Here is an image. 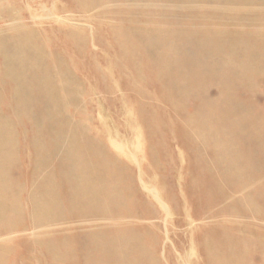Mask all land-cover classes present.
<instances>
[{
  "label": "bare ground",
  "instance_id": "bare-ground-1",
  "mask_svg": "<svg viewBox=\"0 0 264 264\" xmlns=\"http://www.w3.org/2000/svg\"><path fill=\"white\" fill-rule=\"evenodd\" d=\"M105 2L112 0H88L87 5L75 11L49 2L50 10L42 11L46 14L43 21L22 20L23 12L43 10L35 7L37 3L27 5L26 11L3 8L0 3V21H3L0 26V264H31L38 254L44 256L43 260L38 259L39 264H264V213L256 202V199L261 201L260 196L251 195L253 189L246 191L253 182L236 179L237 174L234 181L227 178L229 174L224 175L230 167L224 159L236 143L228 139L226 133L230 131L219 129L227 121L213 106L199 102L193 112L182 108L177 114L178 109L172 111L166 101L167 106L162 108L145 83L146 78L149 81L150 75H155L149 66L143 67L144 71L138 65L126 69L121 64L122 72L135 85L134 93L144 109L139 118L134 115L126 118L128 113L124 109L116 116H120L121 126L116 123L114 133L98 116L103 143L84 124L74 123L60 113L61 107L76 105L75 92L79 88L72 84L67 64L49 53L45 45L48 31L43 32V28L50 26L45 29L54 28L72 37L87 28H95L94 22L98 20L87 13ZM115 3H125L129 12L142 14L121 29L134 33L161 32L166 25L157 16L178 14L167 8L168 4L178 5L185 16L190 13L198 16L191 23L199 24L203 30L248 27L262 32L264 29L261 0H115ZM187 23L174 22L168 28L191 25L190 21ZM146 39L153 40V35ZM175 57L176 52L170 53L168 59ZM234 64H211L205 73L202 70L182 73L181 68L174 72L158 70L162 77L166 75L165 79L176 75H180L179 79L182 76L192 79L200 74L221 76L219 91L230 97L237 93L232 88V82L236 83L232 75L238 70ZM139 83H145L146 88ZM171 85L168 81V86ZM180 85V90L188 89L187 84ZM235 105V110L240 111L251 106L246 102ZM178 140L189 153V162ZM129 151L141 155L130 156ZM179 154L184 160L179 169L183 189L187 182L192 203L201 209L198 215L194 210L186 214L189 197L185 191H173L168 184L175 177ZM139 158L146 159L142 170L135 162ZM159 177L162 199L171 207L168 212L154 192V186L161 184ZM172 215L176 220L169 222ZM168 231L173 242L166 238Z\"/></svg>",
  "mask_w": 264,
  "mask_h": 264
},
{
  "label": "rangeland",
  "instance_id": "rangeland-1",
  "mask_svg": "<svg viewBox=\"0 0 264 264\" xmlns=\"http://www.w3.org/2000/svg\"><path fill=\"white\" fill-rule=\"evenodd\" d=\"M103 1L104 0H101V2ZM49 2L53 4L54 3L60 4V6L70 8V10L72 9L73 11L78 10L80 6L88 4V0H4L1 1L0 3L2 6H4L3 8L6 7H12L15 9L22 8L24 11H26L27 5L31 7L37 3L36 4L37 6L35 7H41L43 8V10L34 11L32 13L23 12L21 17L22 20L24 21H30V20L43 21L42 18L45 17L46 14H43L42 11H45L44 9L50 10L51 5ZM123 4L125 3H115V0L114 1L112 0V2L102 3V5H99L95 9L89 11L87 14L89 16H94L96 20L99 21V22L98 21L94 22L97 25V27L87 28L86 30H83L82 33H76L73 36L74 39L72 36H69L68 33L56 31L54 28H50V30L45 29L50 26L48 27L45 26L43 28V32L48 31L45 34L46 35L45 45L49 53H53L59 56L62 59V61H64L67 64L66 67L71 74V82L72 84L75 85L76 88H79V90L75 92L76 93L75 99L77 101L76 105L65 106V107L63 106L60 109V113L65 117L69 118L74 123L84 124L86 127L89 128L90 131L92 130L97 137L99 136L100 139L103 140V143H105V140L102 137L103 136V132L101 130L102 124L101 123L98 124V122L96 121V119L99 118L98 116H100V118H103L106 128L112 129L115 133V129L113 128V126H115L116 123H119V125L121 126L120 116L118 117L116 116L120 115V113L124 109L128 113L126 118L130 116L132 117L133 115L139 118V113L144 112L142 111L144 109L140 106L141 104L138 97L134 93L133 88H135V85H133V83H131V81L128 79L129 77L127 76L125 71L122 72L123 69L121 68L122 66L121 64H125L126 69H129V65H138L142 67L140 69L144 71L146 69L143 67L149 66V68L154 72L155 75L153 74L150 75L149 81L146 78L145 83L149 85V87L151 88V90L148 91L151 92L152 95L154 93L156 97L160 100L161 102L160 107L163 108L164 106H167L166 104L167 101L171 105V106L168 105L169 106L168 108H170L172 111L178 109L177 114L179 113V110L182 108H186V112L191 113L194 111L195 107L200 102V104L203 106L204 105L213 106L221 115H223L224 118H226L225 120L227 122H225L224 127H221L219 129H223L224 131L226 130L225 132L230 131L229 133L226 134L229 140H232L236 143L234 145L236 149H233L234 148L233 146L231 148L232 150L230 149L231 151L230 154L225 158L226 161L224 159L225 163L228 162L227 166L231 167V168L227 167V169L224 171V175L229 174L227 178L234 181L237 174L236 179H243L253 182V185L249 186L246 191L250 192L253 189L250 192V194L251 195L253 194L254 197L258 195L256 198L260 196L259 199L261 200L260 201L261 204L258 199H256V202L259 203L260 212L263 214L264 213V199H263L264 198V165L263 164L264 163L262 162H264V94H263L264 93V76H263L264 29H262V32L261 29L257 28L255 31V28H248V27L242 28L240 30L239 29H222L215 31L203 30V27L200 26L199 24L191 23V21L198 20L197 18L198 16H194V14L192 15L191 13L190 15L185 16L184 12L178 8V5L168 4L167 8L178 12V14L176 16L170 14L157 16L158 19H161L160 21L162 23L165 22L164 24L166 25L167 28L164 27L163 29H161L162 30L161 32L159 31L157 33L156 32L150 33V31L148 30L138 31V33L142 32L146 34V35L143 34L138 35L137 31L136 33H134L132 32L133 30L131 31L121 30L123 27L128 25L129 20L134 19L135 17L136 18L140 17L142 15V14L140 15L139 12L136 13L129 12V10H127L128 7ZM117 10L120 13L117 12ZM75 13L77 14V11ZM125 13L126 15H124ZM131 13L134 14L131 15ZM76 18L81 19L82 17H76ZM83 18L86 19V17ZM187 21L188 22L190 21L191 25L185 27H178V28L174 27L173 29L168 28V26L173 27L170 24L174 22H178V23L182 22L183 24H186ZM111 22L114 24H111ZM2 24L3 21H0V26ZM115 28L118 29L115 30ZM122 31L123 33H125V36L122 33ZM150 34L153 35V40L146 39V37L147 36L149 37ZM156 34L159 35L156 36ZM226 36H229V38H227ZM252 36H254L255 38ZM261 37H263V39ZM218 38L219 40H221L222 43H220ZM145 40H147V43L145 42ZM154 40L155 41L159 40V41L158 43H156ZM89 41L91 44L89 43ZM254 42L256 43V45L254 44ZM172 43L174 44L173 45L174 47L171 46ZM147 44L149 47L147 46ZM226 44L227 45L229 44L228 45L229 47L226 46ZM197 45L200 47H198ZM170 46L173 49V51L171 48H169ZM230 48H232L233 50ZM176 49H178V51ZM183 49L185 52L183 51ZM174 51L176 52L177 57L173 59L172 58L168 59L170 53L172 55L173 54L175 55ZM191 52L193 53V56ZM187 53L189 56H187ZM141 57L142 59H140ZM179 58H181V60ZM227 62L230 64L235 63L234 65L236 66L238 65L237 67L238 70L236 69L237 74L235 73L238 76H236L235 74L232 75L233 77H235V82H236L234 83L235 85L231 81L232 88L235 89L237 92L236 96L228 97V95H222V92L219 91L220 85L217 86L219 80H221L220 79L221 76H217V77L216 75L203 76L200 74V76L198 75L196 78H192V79L183 78L184 76H182V78L179 79L180 75H176L172 77L169 76L168 79H165L167 78L166 75H163L162 77V74H160L159 73L160 71L158 70V69L161 70L163 69L165 71L168 70V72L169 71L174 72V71H178V69L180 70L181 68L182 73H184L185 71L186 72L190 71L191 73H199L201 70L204 72L205 70L208 69L209 71V66L211 64L219 65L221 63L225 64ZM166 64L170 66L168 67ZM244 65L246 69L243 68ZM253 71L254 74L256 73L255 75L252 74ZM241 73L243 74V76L240 75ZM168 81H169V85L172 83L171 86H168ZM176 81L178 82L176 83ZM259 82H261L262 85ZM145 83H142L143 85L142 84L140 85L139 83V86L142 88H146ZM180 83L187 84L186 86L188 89L184 90L185 92L182 89L181 90L179 89V87L181 86ZM241 86L248 89L243 90ZM113 87H115L117 90L115 91ZM251 87L252 90H249L251 89ZM178 91H180V94H178L179 93ZM191 91L193 93H191ZM185 93H187L188 95ZM178 95L181 96L179 97ZM191 95L192 97L196 96L198 98L193 99ZM182 96H184V100ZM174 101L178 105L180 104V107ZM240 102L249 103L251 104V106H249L244 111L237 110V108L235 110V106H236L235 104H239ZM234 121L235 122L237 121L236 124ZM139 128L142 129L141 126H139ZM242 134L244 137L242 136ZM243 138L245 140H243ZM177 143L184 150L186 161L189 162L190 161L189 153L187 152V150L184 148V146L179 140L177 141ZM146 151H147V147H146ZM132 154L134 156L137 154L141 155L140 152L134 153L133 151H129V155L131 156ZM228 158L230 162L232 160L235 161L234 164H231L228 161ZM177 159H178L177 164H175V173H174L175 177L170 182H168L169 187L173 191H179L180 193L181 191L182 192L185 191V193L189 197L186 201V206H187L186 214L188 215V211L192 213L194 210L195 215H198L197 213H199L201 209L196 204L192 203V199L190 198L189 192L186 189L187 182L184 183L185 188L183 189V183H182L183 178H182V172L180 171L181 170L180 167L184 163L182 155L181 154H179V156L177 155ZM145 161L146 159L139 158L135 162L142 170ZM124 162L128 165H132L129 161L127 162L124 161ZM244 169L246 170L248 169L247 171L249 172L251 170V173L249 174V172H245L246 170ZM232 171L235 174V176L234 174H232ZM230 174H232V177ZM159 179L161 180V184L157 183V185L154 186V192L157 194V196H160L162 199L163 196L162 178L159 177ZM161 205L162 207L166 208L165 210L167 212L168 209L171 208L166 203H164L163 199L161 201ZM154 208L157 211V208L156 207ZM157 214H160L159 211H157ZM175 220H176V216L172 215L170 217L169 222H173ZM171 236H172L171 232L168 231L166 233V238L167 240H169V242H173V238ZM167 245L169 246L168 243ZM38 259L43 260L44 256L42 254L40 255L38 254L37 258L35 260H32L30 263L39 264Z\"/></svg>",
  "mask_w": 264,
  "mask_h": 264
}]
</instances>
